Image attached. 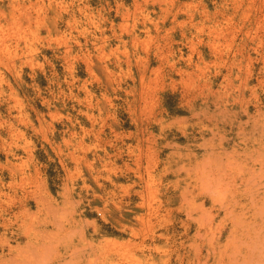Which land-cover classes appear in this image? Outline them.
<instances>
[{
  "label": "rangeland",
  "instance_id": "1",
  "mask_svg": "<svg viewBox=\"0 0 264 264\" xmlns=\"http://www.w3.org/2000/svg\"><path fill=\"white\" fill-rule=\"evenodd\" d=\"M65 263L264 264V0H0V264Z\"/></svg>",
  "mask_w": 264,
  "mask_h": 264
},
{
  "label": "bare ground",
  "instance_id": "2",
  "mask_svg": "<svg viewBox=\"0 0 264 264\" xmlns=\"http://www.w3.org/2000/svg\"><path fill=\"white\" fill-rule=\"evenodd\" d=\"M3 39H4V38H3ZM4 48H5V47H4ZM149 175H151V174H149ZM148 177H149V176H148ZM215 181H217V180H215ZM215 183H216V182H215ZM217 183H218V182H217ZM219 183H220V181H219ZM222 184H223V183H222ZM219 185H220V184H219ZM220 186H221V185H220ZM30 244H31V243H30ZM55 244H56V243H55ZM55 244H54V245H55ZM26 245H27V244H26ZM45 245H46V244H45ZM52 245H53V244H52ZM52 247H53V246H52ZM32 249H33V248H32ZM44 250H45V249H44ZM42 251H43V248H42ZM43 252H44V251H43ZM52 252H53V251H52ZM50 254H51V252H50ZM39 255H40V254H39ZM43 256H44V255H43ZM39 259H40V258H39ZM42 259H43V258H42ZM45 259H46V258H45ZM49 259H50V257H49ZM72 260H73V259H72ZM36 261H37V260H36ZM38 261H39V260H38ZM38 261H37V262H38ZM47 261H48V260H47ZM43 262H44V261H43ZM30 263H31V262H30ZM44 263H45V262H44ZM59 263H60V262H59ZM61 263H62V262H61ZM66 263H67V262H66ZM66 263H65V264H66Z\"/></svg>",
  "mask_w": 264,
  "mask_h": 264
}]
</instances>
